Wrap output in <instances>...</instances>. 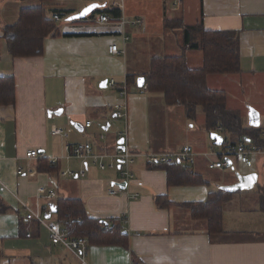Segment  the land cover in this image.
Here are the masks:
<instances>
[{"label": "crops", "instance_id": "1", "mask_svg": "<svg viewBox=\"0 0 264 264\" xmlns=\"http://www.w3.org/2000/svg\"><path fill=\"white\" fill-rule=\"evenodd\" d=\"M90 3L98 4L93 12L66 21ZM40 4V0H0V77L12 76L15 83L14 103L0 105V264H264L260 205L264 148L256 154L253 168L234 157L230 168L209 169V162L220 159V151L203 128L204 116H197L199 132L194 143L171 141L165 126L161 131L152 127V110L166 111L176 105H167L160 93H150L137 84L153 57L183 51L177 20L183 25L200 22L205 30L234 32L239 38L240 71L209 75L206 83L210 89L226 92V106L240 111L243 126H249V108L258 113L264 146V0H54L45 8L49 17L58 15L59 19H53L60 34L47 36L40 54L11 56L2 27L14 23L22 8ZM114 8L119 9L116 16L103 11ZM102 13L108 16L107 22L98 20ZM171 21L177 27H171ZM67 32L96 33L62 35ZM111 44L118 46V52H108ZM184 55L189 67L202 65L199 50L186 49ZM127 75L134 82L126 84ZM123 85L126 94L121 96ZM123 102L126 116L117 117V106ZM178 111L183 116L181 107ZM191 126L184 127L185 136L192 135ZM54 128L64 134H52ZM220 135L230 141L228 134ZM120 139V146L133 154L128 167L133 176L127 181L114 156ZM77 143L92 146L86 158L72 155L71 148ZM185 144L196 155L195 163L188 166L206 182L168 185L166 170L149 163L146 153L173 152ZM29 149H36L38 156L26 158ZM49 158L56 162L49 163ZM45 162L48 169L43 167ZM66 170L75 176L63 175ZM252 173L256 178L251 187L231 191L223 208L224 231L212 237L205 222L193 220L188 209L155 205L157 195L174 203L204 201L210 193ZM123 182L124 186L116 185ZM40 187L54 191L55 196L41 194ZM239 190L245 191L240 195L247 198L250 208L238 204ZM62 198L80 199L90 217L119 220L126 246L88 242L82 263L61 245L52 244L44 220H29L26 215L40 213L46 218L50 213L47 219L58 221L51 206ZM253 214L256 220L250 217ZM178 222L182 227L175 226ZM244 226L251 227L249 235H243Z\"/></svg>", "mask_w": 264, "mask_h": 264}, {"label": "trees", "instance_id": "2", "mask_svg": "<svg viewBox=\"0 0 264 264\" xmlns=\"http://www.w3.org/2000/svg\"><path fill=\"white\" fill-rule=\"evenodd\" d=\"M54 0H40L41 4L34 7L22 8L17 20L2 27V38L7 50L14 57H28L40 54L43 40L47 36L60 34L53 17L46 13L45 5ZM99 11V10H98ZM116 16L119 9L103 10ZM65 16V12H59ZM181 27L183 46L180 54L162 55L152 58L150 66L144 74V85L150 93H160L167 105H183L189 118L200 110L204 116L203 128L206 132H215L217 127L223 130L220 134H228L230 142L236 144L244 142L264 148L261 139V130L258 127L243 126L241 116L226 106L227 94L223 90L210 89L206 79L209 75L234 74L240 71L239 66V38L230 31L205 30L198 22L195 25ZM171 21V27H177ZM93 33H62L71 35H94ZM199 50L202 54L200 67H189L185 60L184 50ZM134 77L126 76V84L134 82ZM15 83L12 76L0 77V105L14 103ZM226 137V135H224ZM247 139L249 142H247ZM226 141V138L223 137ZM48 163V162H47ZM46 162L44 169H48ZM166 170L168 185H185L205 183L198 174L191 170V166L178 162L171 164L154 165ZM264 190V186L262 188ZM231 191L219 189L210 193L204 201H189L174 203L166 196H155V205L158 208L179 205L189 210L193 220L205 222L209 236L224 231L222 226L223 208L230 200ZM261 209L264 212V194L260 198ZM53 207L57 220L64 224L70 235L87 238L89 244H114L126 246L125 235L121 231V222L112 219L105 222L86 214L83 202L78 198L59 199ZM0 211L3 206L0 201ZM71 219H75L71 222ZM108 223V224H107ZM110 225V227H109ZM111 228V229H109Z\"/></svg>", "mask_w": 264, "mask_h": 264}, {"label": "built area", "instance_id": "3", "mask_svg": "<svg viewBox=\"0 0 264 264\" xmlns=\"http://www.w3.org/2000/svg\"><path fill=\"white\" fill-rule=\"evenodd\" d=\"M180 3V0H178ZM53 18L55 20L59 19L58 15L54 14ZM98 20L100 22H107L109 20L108 16L106 14H99ZM136 23L139 22V20H135ZM118 46L116 44H111L108 46V52L109 53H116L118 52ZM109 84L114 87L115 83L113 80L109 81ZM125 85H123L120 89V95L124 96L126 94L125 92ZM142 88H146L145 85H143ZM119 109L117 113V117H125L126 115V104L125 102L121 103L119 106H117ZM90 121H86L85 125L89 126ZM218 131H222L221 127H217ZM63 130L61 128H54L52 130V134H61ZM120 134H118L119 136ZM92 150V146L89 143H77L74 144L71 148L72 155L84 159L86 156L90 154ZM264 150V149H263ZM262 151V148L256 147L254 145H248L244 142H238L236 144L231 143L230 141H224L223 147L219 152L220 159L218 161H212L208 163L209 169H215V168H221L223 166H226V159L229 158L231 161L234 159V157H237V160L245 165L247 168H253L254 165V159L256 154L260 153ZM38 151L36 149H29L25 152L26 158H35L38 156ZM116 160L119 164L120 173L125 181L132 179V173L129 172L128 167L129 164L133 161V154L129 152L125 147H121L120 143L116 142V152L115 155ZM94 158H97L98 156H93ZM146 159L149 163L153 165H159V164H171L174 162H178L184 165H192L195 163L196 155L194 148L189 145L185 144L181 146L178 150L173 152H151L146 153ZM49 163H55V158H49ZM112 166L111 164L109 165ZM100 168H104V164L101 162L99 163ZM17 173L21 174L22 169L19 167L17 169ZM63 175H71L75 176V173L71 170H66L62 173ZM79 174L83 175V171H80ZM39 192L41 194H45L48 197H54L55 192L52 190H45L43 187L39 188ZM111 194L115 193L114 190L110 191ZM27 219L35 218L39 221L44 220L46 228L49 233V239L52 244H58L73 253L79 261L84 263V256L87 253L88 249V241L85 237L80 236H72L69 233V230L66 226L62 225L58 221H53L47 218H43L42 214L40 213H33L29 212L26 215ZM75 219H71V222H74ZM131 264H136L134 262H131Z\"/></svg>", "mask_w": 264, "mask_h": 264}, {"label": "rangeland", "instance_id": "4", "mask_svg": "<svg viewBox=\"0 0 264 264\" xmlns=\"http://www.w3.org/2000/svg\"><path fill=\"white\" fill-rule=\"evenodd\" d=\"M161 95V94H160ZM178 107H181V111L184 110V114L182 116V113L180 115L179 111H178ZM169 108L166 107V111H163L161 109H158V110H155L153 109V117H152V120H151V123H152V127L153 128H160V131H161V128H163L164 126L166 127V130L168 131V134H169V139L171 141H177V142H183L186 140V142H189V143H194V141L196 140L195 138L197 137V134H198V122H197V116H200L202 117V113L200 110H197L196 113H195V116L192 117V118H189L187 115H186V110L184 109V106L183 105H176L175 107L173 108ZM235 110L236 112H238L240 114V111L239 110H236V109H233ZM200 112V113H198ZM198 113V114H197ZM187 124H191L192 126L190 127L191 129V134L190 136H185V134L183 133L184 132V129L186 128ZM185 127V128H184ZM201 127V126H200ZM182 132V134H181ZM215 148L219 151L221 150V146L218 145V146H215ZM226 167H231V166H226ZM264 171V170H263ZM225 186V185H224ZM224 186L222 187L224 189ZM256 189V187H255ZM243 192L245 191H240L239 190V193H238V196L236 197L238 200H239V203L240 206L244 209V208H250L248 206L247 203L245 202H248L247 198L246 197H243L242 194ZM242 198V199H241ZM241 199V201H240ZM234 204V203H233ZM234 206V205H233ZM253 210L249 209V213L252 214ZM245 213H248V212H245ZM243 213V214H245ZM250 217H253V219H257V215L253 214V215H250ZM238 219L236 218V221ZM181 222H178L175 224V226L177 227H182ZM238 225L240 226L241 223L239 222ZM244 228L246 229L245 231H242L244 234V236L246 235H249V229L251 228L250 226H244ZM237 233V232H236ZM230 236H233L231 233H230ZM65 252V256L69 257L71 260H75L76 262H78L69 252Z\"/></svg>", "mask_w": 264, "mask_h": 264}, {"label": "water", "instance_id": "5", "mask_svg": "<svg viewBox=\"0 0 264 264\" xmlns=\"http://www.w3.org/2000/svg\"><path fill=\"white\" fill-rule=\"evenodd\" d=\"M98 7L97 3H90L88 5H86L85 7H83L79 12L73 13L69 16L66 17V21H71L74 19H81V18H85L88 14H90L91 12H93L96 8ZM104 83V81H103ZM144 83V77L143 76H139L137 78V84L139 87H142ZM60 111V110H58ZM248 125L251 127H258L259 126V116L258 113L253 110L252 108H249V112H248ZM210 138L213 139L214 144L215 145H221L223 142V137L217 133V132H211L209 134ZM120 144L123 143V140L120 139L118 141ZM232 161L227 158L226 159V166H232ZM255 178L256 175L255 174H249L246 176H240L238 177V182L231 185V186H224V190L226 191H234L236 189H243V188H249L251 187L254 182H255ZM116 185L118 186H124V182L120 185L118 183H116ZM51 212H55V208H53L51 206ZM46 218L50 217V213L45 214Z\"/></svg>", "mask_w": 264, "mask_h": 264}]
</instances>
